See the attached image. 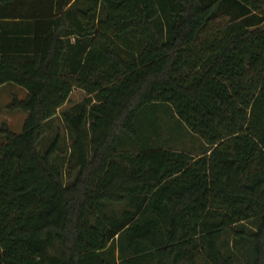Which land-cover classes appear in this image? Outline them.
Listing matches in <instances>:
<instances>
[{"label":"trees","instance_id":"obj_1","mask_svg":"<svg viewBox=\"0 0 264 264\" xmlns=\"http://www.w3.org/2000/svg\"><path fill=\"white\" fill-rule=\"evenodd\" d=\"M90 2L0 0L36 46L0 58L28 92L0 126V264H264V0ZM161 112L203 151L158 142Z\"/></svg>","mask_w":264,"mask_h":264},{"label":"rangeland","instance_id":"obj_2","mask_svg":"<svg viewBox=\"0 0 264 264\" xmlns=\"http://www.w3.org/2000/svg\"><path fill=\"white\" fill-rule=\"evenodd\" d=\"M90 1L91 0H79V3L83 5L88 2L91 3ZM15 85L20 87L17 84ZM9 88L10 85L2 86L0 91V126L5 122L12 130L21 132L23 130V125L27 117V113L21 110L9 109L8 104L14 98L10 95L8 96L7 90H9ZM87 96L88 95L84 90L75 88L70 101L60 108V112L63 109L69 108L76 103L82 102ZM60 112L51 121L48 136H52L59 129L66 140L65 145L69 146V133ZM170 115L171 114L168 112H161L158 114V118L160 117L159 127L162 130V135L158 142L163 143L169 148L184 149L191 151L196 155L200 154L205 147L204 141L198 135H195L194 133L189 131L187 128H182L181 130H179L176 119H174Z\"/></svg>","mask_w":264,"mask_h":264},{"label":"crops","instance_id":"obj_3","mask_svg":"<svg viewBox=\"0 0 264 264\" xmlns=\"http://www.w3.org/2000/svg\"><path fill=\"white\" fill-rule=\"evenodd\" d=\"M74 14L67 16V22L70 25H73ZM33 29V22L23 19H1L0 18V58L2 54H12V55H33L35 45L32 42L34 33L31 31ZM67 29V28H66ZM65 29V30H66ZM67 31V30H66ZM67 43V47L70 48V53H79L80 52V43L78 46H75L76 34L63 35ZM74 47V48H73ZM84 47V46H83ZM89 49V47H88ZM74 54L69 56L66 60L67 65L73 64ZM16 83L7 82L0 86V91L2 86L10 85L9 90H7L8 96L25 98L27 96L26 88L18 87ZM18 85V84H17ZM19 92V93H18ZM74 90L72 91V93ZM70 95V99L72 96ZM19 94V95H18ZM69 102V101H68Z\"/></svg>","mask_w":264,"mask_h":264}]
</instances>
